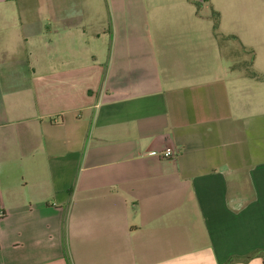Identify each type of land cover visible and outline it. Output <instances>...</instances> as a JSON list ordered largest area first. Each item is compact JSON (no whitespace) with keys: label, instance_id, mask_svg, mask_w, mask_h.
<instances>
[{"label":"crops","instance_id":"1","mask_svg":"<svg viewBox=\"0 0 264 264\" xmlns=\"http://www.w3.org/2000/svg\"><path fill=\"white\" fill-rule=\"evenodd\" d=\"M203 2L152 48L142 0H0V264H264V0L257 77L198 52Z\"/></svg>","mask_w":264,"mask_h":264},{"label":"rangeland","instance_id":"2","mask_svg":"<svg viewBox=\"0 0 264 264\" xmlns=\"http://www.w3.org/2000/svg\"><path fill=\"white\" fill-rule=\"evenodd\" d=\"M146 4V9L149 13V43L153 48L156 44L153 40H156L158 24L150 21L157 20L158 15H164L168 20L174 17L175 8H179L176 4L185 2V0H142ZM201 3V2H200ZM236 0H205L199 9L195 6L191 7V10L195 12L200 11L201 16L199 21L195 25V32L197 36L198 52L204 51V54H225L227 55V61L231 63L233 68L243 71L245 75H250L253 71L251 60L253 50L258 46L261 50L263 44L260 42V38H255L252 33V27L246 22H236L234 16H230V8H234ZM174 8V10H173ZM183 11V10H181ZM212 11H216L223 16L221 19L220 33L223 38H217L213 32V21L210 16ZM222 12V13H221ZM254 30V29H253ZM244 37V40L241 37ZM235 38V39H234ZM243 40V41H242ZM241 41L243 43H241ZM244 46V48L241 46ZM254 45V47L252 46Z\"/></svg>","mask_w":264,"mask_h":264},{"label":"trees","instance_id":"3","mask_svg":"<svg viewBox=\"0 0 264 264\" xmlns=\"http://www.w3.org/2000/svg\"><path fill=\"white\" fill-rule=\"evenodd\" d=\"M197 3V2H195ZM211 19L213 21V31L217 38H223V35L220 33V25H221V19L220 14L216 11H212ZM235 39V38H234ZM253 61V59H252ZM250 76L257 77L256 72L252 71Z\"/></svg>","mask_w":264,"mask_h":264},{"label":"built area","instance_id":"4","mask_svg":"<svg viewBox=\"0 0 264 264\" xmlns=\"http://www.w3.org/2000/svg\"><path fill=\"white\" fill-rule=\"evenodd\" d=\"M162 156L164 158H172L174 156V152L171 148H168L162 153Z\"/></svg>","mask_w":264,"mask_h":264}]
</instances>
